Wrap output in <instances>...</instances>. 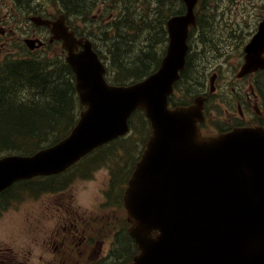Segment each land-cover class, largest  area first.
I'll return each instance as SVG.
<instances>
[{
    "label": "water",
    "instance_id": "1",
    "mask_svg": "<svg viewBox=\"0 0 264 264\" xmlns=\"http://www.w3.org/2000/svg\"><path fill=\"white\" fill-rule=\"evenodd\" d=\"M183 1L186 13L168 21L170 43L161 67L129 86L107 82L92 41L78 38L64 15L55 21L32 18L51 29L52 41L63 42L87 108L58 144L33 156L0 158V193L19 181L64 172L124 136L131 115L144 110L153 132L124 197L139 249L129 264H264V130L204 138L199 100L189 108H169L186 64L189 29L196 26L199 0ZM26 43L35 48L37 41ZM263 68L264 21L246 47L240 76Z\"/></svg>",
    "mask_w": 264,
    "mask_h": 264
},
{
    "label": "trees",
    "instance_id": "2",
    "mask_svg": "<svg viewBox=\"0 0 264 264\" xmlns=\"http://www.w3.org/2000/svg\"><path fill=\"white\" fill-rule=\"evenodd\" d=\"M27 2L21 0L15 12L27 4V11L39 14L37 10L46 11L51 4L65 14L78 36L91 39L101 59L109 61L108 80L114 85L143 80L159 67L168 42L166 22L185 8L181 0H42L47 6L33 3L37 9ZM76 21L85 27H76ZM213 30L206 29V34ZM24 56L29 58L0 64V157L30 155L59 142L82 109L75 75L58 42L44 54ZM137 114L143 122L144 114ZM131 124L136 129L134 118Z\"/></svg>",
    "mask_w": 264,
    "mask_h": 264
},
{
    "label": "flooded vegetation",
    "instance_id": "3",
    "mask_svg": "<svg viewBox=\"0 0 264 264\" xmlns=\"http://www.w3.org/2000/svg\"><path fill=\"white\" fill-rule=\"evenodd\" d=\"M12 10L14 11V8ZM31 17L29 15L28 18ZM23 22L24 17L19 23ZM27 26L33 28L28 38L43 40L41 34L37 32L38 28L35 25L34 27L30 20ZM0 33V39H4L0 43L1 52L15 51L16 45L10 48L15 38L12 34L14 30L8 32L2 26ZM206 51L208 68L214 72L215 77L219 78L221 66H215L214 63L218 57V50L210 48ZM218 64H221V58ZM246 79L250 80L247 89L231 88L228 92L226 88L222 89V85L221 87L217 85L214 93L210 89L200 94L205 102V120L200 124L204 136L219 135L235 128H264V94L260 91L256 73ZM215 111L218 113L215 114ZM92 170L91 168L83 170L81 176H89ZM71 185L68 183L58 191L46 192V200L43 202L46 204L47 215L44 217L46 219V216H51L47 219L51 224L50 228L38 231L37 227L35 232L26 234L28 237L25 247L23 245L21 248H16L7 243H0V264H33L35 247L40 251L37 257L38 264H113L115 240L120 233H123L122 243L126 244L127 228L126 222L123 224L124 214L122 217L119 216L113 206V197L110 193L111 174L107 177V184L97 191L99 207L95 213L81 211L75 207V194L67 190ZM14 188L15 186L0 195V204L4 203L1 199ZM39 190L33 194L45 192L42 188ZM15 195L14 193L12 197L14 198Z\"/></svg>",
    "mask_w": 264,
    "mask_h": 264
},
{
    "label": "rangeland",
    "instance_id": "4",
    "mask_svg": "<svg viewBox=\"0 0 264 264\" xmlns=\"http://www.w3.org/2000/svg\"><path fill=\"white\" fill-rule=\"evenodd\" d=\"M28 1L29 2L27 3L31 7V9H37V6H34V4H43L42 7L47 6L42 2V0H32L33 2L31 0ZM24 5L27 6V4ZM14 6H20V3L17 0H0V31L2 26H4L8 32H10L11 29L14 30V33L12 34L15 35V38L10 48L13 45H18L17 49L23 52L24 48L23 46L20 47V42L22 44V41L25 38L31 36V32L33 29L32 26H27L28 16H25L24 14H28L29 12L33 11H27V7L26 10L21 11L23 12V14L17 12L14 13L11 12V8ZM203 7L207 8L206 10H202V13L204 15L206 14L204 20L213 17V15L209 14L211 13L210 11L212 9H214L217 14H220L222 10H225L226 14L221 17V20H223V24L221 23V27L228 30L243 29L241 37L237 39L231 37L230 34L227 33V31H224L223 34L221 32V28L217 29V36L214 35L212 32L207 33V36L210 42H213L216 39H221V42L223 44L222 48L231 53L228 62L221 67V74L217 85H220L221 87L222 84V89L225 90L226 88V91H230L231 88L246 89L247 86H249L250 80H236V73L238 72L241 66V51H243L240 49L244 45V43H242L241 41H249V39L254 34L258 24L264 18V0H204ZM45 8L50 13H56L54 12L52 6H48ZM23 17L24 22L19 23L18 21L23 19ZM76 27L82 29L85 27V25L81 21H76ZM37 32L41 34V36L47 38L45 31L38 29ZM3 41L4 39H0V43ZM197 41L200 42L198 37H196L195 39V42ZM224 41L226 42V44H224ZM100 43L105 45L101 41ZM20 54L21 56L24 55L20 51L7 50L6 52L2 53L0 50V61L13 59L15 56H19ZM195 54L201 58L205 57L206 61V51L204 49L201 51H195ZM223 61L226 62V59L222 58L221 63H223ZM106 62H108V65L110 66L109 61ZM200 66H202V61H200ZM200 77L202 76L199 72H197L194 76V78L198 80L200 79ZM261 79L263 80V77H261ZM196 84L199 85L198 83ZM180 86H184V84H181ZM189 88L192 89L191 86H189ZM189 92L190 91H188V89H185L184 94H181L180 98L184 99L185 101L188 100L190 96ZM217 113L218 112L215 111V114ZM140 118V114H137L134 117V121H136V126L138 128V135L137 132H132L131 136L128 137L129 139L127 138L128 141L127 145H125V148L123 147L125 144L124 141H120L118 142L119 144L115 147H107L106 149L102 150L107 154L108 158H114V161L109 160V165L117 170L121 168H126L128 164L131 168V164H133L135 159L140 156V153L143 150L144 144L141 138H143V136L145 135V126H147V124L146 119L143 120V123ZM123 149L125 157L123 153H120L118 155H115L116 153H112L116 150L122 151ZM67 175L74 176V172H70ZM107 177H109L107 170H101L92 179L94 181H74L73 184L68 187L67 190H70V193L75 194V207L77 209H80L81 211L86 210L89 213H95L99 207L97 206V191L107 184ZM66 181L67 180L65 179H61V181H58V183L63 184ZM32 191L39 192L40 190L37 188ZM46 194V192L38 193L37 195L32 193L20 195L18 193L20 197L22 196L19 202H16L14 205L10 206L5 210L2 207L0 208V243H7L8 245H11L12 247L16 248H21L23 245L25 247V241L28 237L26 234H28L29 232H35L34 230L37 227L39 228L38 231H41L44 228L51 227L50 222L47 221V219H49L51 216H46V219L44 217L45 215H47V212L45 211L46 204L45 202H43L46 200ZM34 252L35 255L33 258V264H38L37 257L40 254V251H37V247H35ZM132 253L133 250L130 249L129 246L128 249L125 251L126 258H128L127 260L130 259Z\"/></svg>",
    "mask_w": 264,
    "mask_h": 264
}]
</instances>
